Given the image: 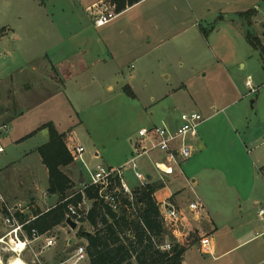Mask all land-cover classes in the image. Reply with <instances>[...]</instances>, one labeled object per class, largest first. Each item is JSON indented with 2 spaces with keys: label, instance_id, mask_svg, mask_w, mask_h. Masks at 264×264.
<instances>
[{
  "label": "rangeland",
  "instance_id": "obj_1",
  "mask_svg": "<svg viewBox=\"0 0 264 264\" xmlns=\"http://www.w3.org/2000/svg\"><path fill=\"white\" fill-rule=\"evenodd\" d=\"M165 1L167 0H144L143 3L129 9L130 11L124 13L125 15L122 14L119 19L125 17L127 21L134 22L136 19L133 17L153 10L160 15L164 14ZM203 1L205 6L200 4V9L203 10L205 18L201 21V25L208 32L212 26L221 24L219 22L221 16L231 19L236 17L237 11L245 10L246 4L261 1L258 23L250 26L249 33H252V36H262L264 0ZM2 3L3 1L0 0V26L4 27L7 25L8 17ZM105 3L115 4L111 0H106ZM48 5L46 8L48 12L59 14V8L51 6L50 2ZM159 5L160 7L155 9ZM209 8L212 9L211 12L208 11ZM26 9L30 15H42L33 4ZM94 11L93 6L88 10L92 19ZM78 14L83 18L84 26L79 24L81 26L79 27L72 23L73 31L79 28L81 30L87 25V16L82 11ZM251 15L252 12L249 19L243 17L242 19L247 23L251 21ZM136 22H134L135 25L130 24L136 35L144 37L146 33H155V28L152 29L144 23L141 26L139 21ZM14 26L16 32H22V40H15L11 38V35L0 39V108H4L11 116L20 109L11 95V85L5 80L10 78L12 71L24 64L28 52L54 49L57 45L55 36L58 38L53 34L54 30L45 22L32 21L23 24L16 22ZM89 28L93 31L91 27ZM106 28L103 27L101 30ZM123 34L131 38L133 33L127 30ZM225 35L227 33L222 29L216 39L217 52L211 51V46L214 47L216 42L208 41L209 38L206 35V38L198 45L193 43L190 46L192 49L187 54L177 52V41L169 40L157 51L146 54L143 59L141 57L137 59L136 54L125 55L121 64L118 65L122 67L118 77L123 73L126 80L112 76V84L116 86L109 89V92L105 85L101 87L84 85L82 90L74 84L72 91L77 96L74 104L78 114L71 118L63 117L68 106L62 97H56L55 100L42 104L10 124H8L9 117H0V127L8 126L7 129L0 130V148L4 150L0 151V166L4 167V172L0 175V194L9 205L22 204L24 209L29 207L25 210L32 214H35L37 210L44 212L48 207H52L53 203H58L59 198L42 194L48 189V169L45 166V171L41 167L42 160L37 148L44 140L42 133L45 130L42 133L38 131L35 137H32L34 134L28 135L29 127L42 120L56 118L65 123L68 128L70 127L72 130L64 134L67 145L70 148L83 146V158L89 168H94L98 164L105 166L124 164L133 155V141L138 139L139 129L154 123L161 125L164 114L171 112L180 116L184 112H198L207 119L200 127L206 128L205 135L208 141L205 150L198 155L203 160L201 165H197L198 182L194 187L190 185H186V189L179 187L175 196H180L181 202L189 203V198L185 196L190 195V199H195L194 195L198 192L204 197L205 209L207 207L208 210L209 208L223 210L234 218L233 223H239L234 226L238 235L239 232H248L251 229L252 235L258 239L245 248L231 252L227 257L214 260V258L203 257L199 253L198 246L202 247V244L194 232L196 228L191 224L180 225L182 227L180 231L184 234L180 237L182 241L186 236H191L195 240L189 250L187 249L186 262L187 264H264V221L258 216L259 209L264 207V182L259 175V170L251 167L252 162L256 161L260 154L264 155V56L248 44L245 36L234 38L233 46L230 45L231 49H229ZM142 51L144 50L140 52ZM222 51L231 53L228 56L233 59V62L229 66L224 67L216 60L217 57L225 56L221 54ZM110 72L111 69L108 73ZM164 74H168L169 78ZM112 75H115V72ZM249 78L252 88L256 91H251L252 88L246 84ZM17 79L20 82L24 81L25 76H17ZM6 83L9 87L5 85ZM164 94L167 96L160 99ZM153 97L155 101L152 100ZM30 102V105H33L36 98H30ZM26 103H23L24 107H27ZM5 110L2 112L4 113ZM2 112L0 111V114ZM213 113L216 115L210 117ZM199 145L200 143H196L195 146ZM95 151L99 152L98 157L93 156ZM26 153L31 154L28 156L29 159H23ZM87 157L95 159V162H89ZM138 162L145 166L146 171L142 169L143 172H152L153 177L156 178L151 182L161 183L163 187L164 183L167 184V178L173 177L172 180L178 178H176L177 172L163 162L159 163V170L151 164V161V163L148 161L147 157H143ZM72 164L69 168H66L67 166L62 168L74 181V187L70 193L79 190L81 183L86 180L80 175V168L83 167L81 162L75 159ZM184 169L182 164L178 170L180 174L184 173ZM33 170L36 171L37 184L33 181ZM161 179L163 180L160 181ZM128 181L132 188H137L139 185L130 176ZM38 186L40 191L37 189ZM92 203L93 201L89 200L86 206H92ZM176 203L178 204L177 201ZM243 210H245L244 213ZM3 215L4 212L0 210V237L7 230ZM202 224V227L205 226V221H202ZM227 225L219 224V230L215 233L219 253L222 248H232L237 243L236 237L231 234ZM79 230L92 231L93 228L86 220L79 222L76 229L63 224L48 232V235H54L57 238L54 247L41 251V242L36 243L33 249L35 252H40L38 259L31 250L22 254L21 259L27 264L51 262L88 264V259L74 263L75 260L72 258L75 250L85 245L84 238L77 235ZM204 230H206L205 227ZM168 232L166 240L171 243L173 238L177 237L175 236L177 232L173 230ZM68 240H72L71 243ZM255 247H258V252L248 258L245 263L240 262L242 255ZM13 256L14 254L7 249V246L0 244V264H9Z\"/></svg>",
  "mask_w": 264,
  "mask_h": 264
},
{
  "label": "crops",
  "instance_id": "obj_2",
  "mask_svg": "<svg viewBox=\"0 0 264 264\" xmlns=\"http://www.w3.org/2000/svg\"><path fill=\"white\" fill-rule=\"evenodd\" d=\"M2 1H3L2 6L4 7L3 10L6 12V16L8 17V19L6 21L7 23L6 26L4 27L0 26V39L7 38L11 35V38L15 40H22L23 39L22 32L21 33L20 31L16 32V28L14 24L16 22L23 24L25 22H32V21L38 23L45 22L46 24L49 25V27H51L54 30L53 34L58 36V38L55 36L56 38L55 43L57 42L56 43L57 45H55L54 49L40 50L35 53L28 52L26 58L24 59V64L18 67L16 70L12 71L11 75L9 76L10 78L5 80L6 82L9 83V85H11L10 86V88L12 89L11 95H13L15 103L18 104V108L20 109L17 113L11 116L9 115L10 113L8 114V112L4 108H0L1 112L5 110L4 113L2 112L0 114V117L1 118L9 117L8 124L13 122L14 120L22 118L23 116L27 115V112L30 113V111H33L35 108L41 106L42 104H46L51 102L52 100H55L56 97H62L66 101L65 103L66 106H68L67 107L68 109H66L65 114L63 116L64 118H71L74 115H77L78 112L76 110L77 109L76 104H74L77 96L72 91V88L75 87L74 84H77L82 90H84L83 89L84 85L92 86V87L93 86L101 87L105 85L107 88V92H109V89H112L113 87L116 86L112 84L113 79L111 77L112 76H114L115 78L118 77L119 71L122 68L121 65L120 67L118 65L121 64L120 62L124 59L125 55L136 54L137 59H139L140 57L141 59H143V57L146 54L157 51L165 43H168L169 40L177 41L176 42L177 52H179L180 54H187L192 49L190 46H192L193 43L198 45L199 42L203 41L206 38L205 37L206 34H207V38H209L208 41L210 42L212 41L213 43H215L218 35L221 33V30L224 29L225 32L227 33V35H225V39L227 41L229 49H231L230 45L233 46L234 38L236 37L242 38L245 36L246 39V34L247 32L250 31L252 25L254 26L256 23H258V17L260 16V11H261L260 5L262 3L261 1H257L250 5L246 4L245 10H240L236 12L237 18L232 17L231 19H229L227 16L226 17L221 16L219 18V22L221 24L219 26L217 25L212 26L211 28H209L210 31L208 32L206 31L207 29H205L201 25V21L205 18V16L203 15V10L200 9V4H203V6H205L203 0H167L164 2V7H165L164 14L160 15L154 12L155 10H153L151 12L149 11V13L145 12L142 15L133 17V19H136V21L140 22V25L144 23L150 26L152 29L155 28L154 31L155 33L152 34L146 33L143 37L141 35L140 36L136 35L133 32L132 28L130 27V24L133 23V25H135V23H137L136 21H134L135 22L134 23L131 20L127 21L126 19H124L125 17H122L120 19L119 17H121L122 14L127 13L129 9L131 10V8L138 6L140 3H143L144 0L132 6H128L123 11L118 12L119 15L115 20L103 26V27H107L105 30H101V28L103 27L96 28L94 26L93 19L88 13V10L92 9V6L100 2H104V1L106 2V0H2ZM49 2L51 3V6L60 9V12L58 11L59 14L57 12L51 13L46 10V8L50 5V4L48 5ZM30 4H33L35 7L37 6V10H39V12L42 15L35 16L28 14L26 8H28ZM159 7L160 5L156 6L155 9H158ZM211 10H212L211 8L208 9L209 12H211ZM81 11L87 16L86 17L87 25L85 27H82L81 30H79L80 29L79 28L73 31L71 27L72 23H75L77 26H79V24H81V26H84L83 25L84 23L82 22L83 18L80 16V14H78ZM249 11H252L251 24H248V22L246 23V20L242 19V17L239 16L240 13L249 12ZM165 23L167 24L165 25ZM89 27H91L93 31L89 30L90 29ZM19 29L22 30L21 28ZM127 30L130 33H133L130 36L131 38L128 37L129 35H125V34L122 35V33H126ZM167 32L169 33L168 35L166 34ZM254 37L259 39L261 43V48L255 49L252 45L251 46L255 51L259 50V52L264 56V27H263L262 36L254 35ZM196 49H198V47H196ZM141 50L144 51H142L141 53L140 52ZM214 50L216 52L218 51L217 42L215 43L214 47L211 46V51L214 52ZM221 54L225 56L222 58L217 57L216 60L220 62L224 67L229 66V64L233 62V59H230V57L228 56L231 53L230 52L228 53L227 51H222ZM109 69H111L110 73H108ZM16 72L18 73L16 74ZM113 72H115V75H112ZM164 75L165 77L169 78L168 74H164ZM17 76L18 77L25 76V80L20 82L17 79ZM119 77H121L123 80H126L123 73ZM130 77H132V75H130ZM249 81L251 82L250 78ZM5 85L9 87L7 83ZM128 85L130 86V84ZM166 96L167 95L164 94L160 99ZM32 97L36 98V102L33 105H30L31 104L30 98ZM152 100L155 101V98L153 97ZM25 102H27L26 103L27 107H24L25 105H23V103ZM214 115H216V113H213L210 117ZM206 121L207 119L205 118L204 122ZM48 122L53 123L56 130L60 134H67L70 130H72L70 127L68 128L66 124L63 123L61 120L56 118H49L42 120L40 121V123H37L29 127L30 129L28 131L29 132L28 135L33 133L34 135L32 134L33 135L32 137H35L37 136L38 131H39L38 133H42L43 130H47V129L40 130V128L43 127ZM178 123H179V116L171 112L169 114H164V117H162L161 119V125L164 126L175 127L178 125ZM153 125L156 124L154 123ZM205 131L206 128L200 127L198 136L196 140L193 142L195 143V145L196 143L198 144L200 143V145L198 147L194 145L195 151L193 156L184 163V167H185V169L183 170L184 173L180 174V172L178 171L179 168L178 169L173 168L172 170L177 172L178 176H176V178L177 177L178 178L176 180H172L173 177L167 178L166 179L167 184L164 183L165 184L164 187L159 189L155 193V196L160 204L161 202L166 201L175 205L180 209L185 210V213L187 214L188 218L187 221L182 226H185L187 224L193 225V227L196 228L194 232H196L197 236L199 237V240L204 235H208V236L214 235L213 237L214 248L212 254L205 252V250H203V248L200 247V245L197 246L199 253L203 257L214 258V260H217L223 257H227L233 251H237L247 247L250 243H252L258 238L252 235L251 229H249L248 232L245 231L239 232L238 235V233L235 232L234 226L239 225V223L238 224L233 223L234 218L229 216L223 210H213L210 208L208 210L207 207L205 206L206 209L205 211L202 212V216L199 220L191 219L192 214L189 213L188 204L197 199H199L200 201H202V203H204L203 195H199L198 192H196V194L194 195L196 196L195 199H190V195L185 196L186 198L187 197L189 198V203H186L185 201L181 202L182 200L180 199V196H175V193L179 187L184 189H186L185 187L186 185H190L194 187L198 182V178L196 177L197 165H201L202 164L201 162L203 161L201 156L199 157L198 155L202 152V150H205L208 143L205 135ZM42 134H43L42 136L44 137V140H42V144H45L48 142L49 139L48 130L47 133H45L44 131ZM41 145H39V147ZM38 148H37V152H38ZM30 155L29 153H26L25 155H23V159H29L28 156ZM99 155L100 154L98 151H95L93 153L94 157H98ZM87 160L89 162L90 161L95 162V159H89L88 157ZM157 160H159V162ZM148 161L150 162L151 160L148 159ZM164 161L165 158L163 155L155 154L153 155V160L151 162L155 163L157 166L160 162H164ZM198 162H200V164ZM41 163H42L41 167L46 171L45 165L43 164V162ZM153 163L151 164L154 165ZM72 165L73 164L67 166L66 168H69ZM6 167L7 166H5V168ZM141 167L146 171L145 166L141 165ZM251 167L257 168V170H259V175H261L262 181L264 182V169H263L264 155L260 154L256 158V161L252 162ZM80 169H81L80 175L86 178V172L84 171L85 169L83 170V167H81ZM3 172H4V167L0 166V175ZM35 174L36 171L33 170L32 177L34 176L33 181L36 183ZM147 174L151 178V181H154V179H156L153 177L152 172L151 173L149 172ZM67 175L73 181L70 174L67 173ZM129 176L133 178L131 172L128 173V178ZM162 180L163 179H161L160 181ZM37 189L40 191V186H38ZM47 190H45V193H42L43 196L44 195L55 196L58 199L56 195L48 194ZM174 197L176 198V200ZM176 201L178 202V204L176 203ZM56 204L57 202L53 203L52 207H54ZM52 207H48L46 210H44V212ZM244 212L245 210H243V213ZM189 219L191 220L192 223L190 222ZM202 221H205L206 224L203 227H202L203 225ZM219 224L220 226L228 224L227 226L229 227V231L231 232V234H233L236 237L237 240V243L234 245V247L222 248L220 250V253L218 249L217 240L215 239V233L219 230ZM60 226H57L54 229H57ZM180 227L181 226H179V230L175 234V236L177 237L174 239L175 241L182 244V242H184L185 239H183L182 241V238H180L184 236L183 232L180 231L182 227L181 228ZM204 227L206 228L208 234L206 233V230H204ZM89 232H91V230H89ZM187 238L190 239V236H188ZM68 241L69 243H71L72 240H68ZM257 252H258V247H255L254 249H249L247 252H245L242 255L243 259L241 258L240 262L245 263L248 260V258H251V256L255 255ZM186 256H187V250L183 256V264H187ZM245 257L247 259H244ZM49 264H56V263L51 262Z\"/></svg>",
  "mask_w": 264,
  "mask_h": 264
},
{
  "label": "built area",
  "instance_id": "obj_3",
  "mask_svg": "<svg viewBox=\"0 0 264 264\" xmlns=\"http://www.w3.org/2000/svg\"><path fill=\"white\" fill-rule=\"evenodd\" d=\"M94 7L93 24L96 28L109 24L119 15L116 4L100 2ZM246 84L252 88L250 81H247ZM251 91H255V89L252 88ZM204 121L205 118L198 112H184L179 116V123L175 127L153 125L141 128L138 131V139L133 141V155L120 166L98 164L94 168H89L83 158L84 147H68L74 158L83 165L86 172V180L81 183L79 190L76 191L82 195L81 202L75 204L71 201L75 194L65 199V201H68L66 209L67 219L70 218L77 224L86 219L92 207L86 206L89 200L86 198L84 191L89 187L97 188L99 196L103 198L108 207L114 212L119 211L121 207V196L127 198L134 205L135 188L130 186L128 171L131 172L133 178L138 182V188H141L151 183V178L147 173L143 172L138 162L143 157H147L152 161L153 155L160 154L165 158L163 163L168 165L171 170L180 168L182 164L193 156L195 151L193 142L196 140L199 128ZM2 128L7 129L8 126L3 125L0 130ZM0 151H2V148H0ZM153 164L159 170V164L157 166L155 163ZM27 208L29 209V207ZM25 209L22 204L9 205L4 196L0 194V210L4 212L3 222L7 228L6 232L0 237V244L7 246L9 251L20 258L26 251L31 250L35 258L38 259L40 252H35L33 245L41 242V251L50 249L56 245L57 238L54 235H48V232L40 234L37 228L31 227L38 215L26 212ZM188 210L192 214L191 219L199 220L205 208L202 201L197 199L188 204ZM160 213L165 226L168 230H173L174 232H177L179 226L183 225L188 218L185 210L166 201L161 202ZM21 215L24 218H21ZM258 216L264 221V207L259 209ZM200 242L205 252L213 253L214 238L212 236L204 235L201 237ZM171 245L170 242L166 241L161 248L170 250ZM72 258L75 260L74 263L86 260L85 245L79 246ZM1 263L3 262L1 261ZM24 263L27 264L25 261Z\"/></svg>",
  "mask_w": 264,
  "mask_h": 264
},
{
  "label": "trees",
  "instance_id": "obj_4",
  "mask_svg": "<svg viewBox=\"0 0 264 264\" xmlns=\"http://www.w3.org/2000/svg\"><path fill=\"white\" fill-rule=\"evenodd\" d=\"M111 1L116 4L117 11L121 12L142 0ZM251 12H243L239 16L249 19ZM248 24H251L250 20ZM246 40L255 49L261 48L259 39L249 32L246 34ZM42 129L48 130L49 137L48 142L38 148L42 162L48 169L47 192L56 195L59 201L45 212L35 211L38 217L31 227L37 228L40 234L66 224V198L75 194L71 199L73 203L78 204L82 200L80 192L70 193L74 187L73 181L62 170L75 161L64 134H60L51 122L40 128ZM162 187L161 183L151 182L144 187L135 188L134 205L121 196L122 204L117 212L108 207L99 196L97 188L89 187L84 191L86 198L93 201L85 219L93 230H79L77 235L86 241L88 264H183L184 253L195 240L190 236V239L186 238L181 244L173 238L170 250L161 248L169 234L155 196ZM20 217L24 218L23 215Z\"/></svg>",
  "mask_w": 264,
  "mask_h": 264
},
{
  "label": "bare ground",
  "instance_id": "obj_5",
  "mask_svg": "<svg viewBox=\"0 0 264 264\" xmlns=\"http://www.w3.org/2000/svg\"><path fill=\"white\" fill-rule=\"evenodd\" d=\"M9 264H25V263H24V261L18 255H14L10 259Z\"/></svg>",
  "mask_w": 264,
  "mask_h": 264
},
{
  "label": "water",
  "instance_id": "obj_6",
  "mask_svg": "<svg viewBox=\"0 0 264 264\" xmlns=\"http://www.w3.org/2000/svg\"><path fill=\"white\" fill-rule=\"evenodd\" d=\"M45 133H47V130H45ZM66 223L72 228V229H76L77 228V223L74 222L72 219H67Z\"/></svg>",
  "mask_w": 264,
  "mask_h": 264
}]
</instances>
